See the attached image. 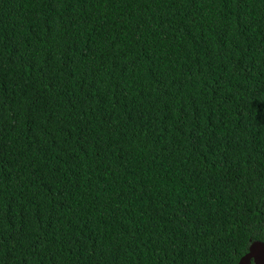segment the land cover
I'll return each instance as SVG.
<instances>
[{"label": "trees", "instance_id": "trees-1", "mask_svg": "<svg viewBox=\"0 0 264 264\" xmlns=\"http://www.w3.org/2000/svg\"><path fill=\"white\" fill-rule=\"evenodd\" d=\"M264 243V0H0V264H241Z\"/></svg>", "mask_w": 264, "mask_h": 264}, {"label": "water", "instance_id": "water-1", "mask_svg": "<svg viewBox=\"0 0 264 264\" xmlns=\"http://www.w3.org/2000/svg\"><path fill=\"white\" fill-rule=\"evenodd\" d=\"M259 245H261L264 249V243L254 242L249 249V253L241 261V264H264V253L259 259H255L252 257Z\"/></svg>", "mask_w": 264, "mask_h": 264}, {"label": "bare ground", "instance_id": "bare-ground-1", "mask_svg": "<svg viewBox=\"0 0 264 264\" xmlns=\"http://www.w3.org/2000/svg\"><path fill=\"white\" fill-rule=\"evenodd\" d=\"M263 253H264V249L261 245H259L252 257L255 259H259L260 257H262Z\"/></svg>", "mask_w": 264, "mask_h": 264}]
</instances>
